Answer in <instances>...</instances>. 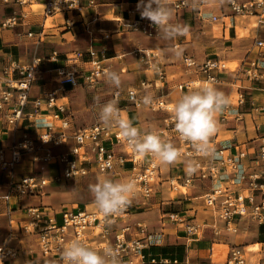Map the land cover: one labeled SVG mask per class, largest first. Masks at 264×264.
Segmentation results:
<instances>
[{
    "label": "built area",
    "instance_id": "1",
    "mask_svg": "<svg viewBox=\"0 0 264 264\" xmlns=\"http://www.w3.org/2000/svg\"><path fill=\"white\" fill-rule=\"evenodd\" d=\"M0 1L4 5L19 6V12L0 22L1 28H14L18 18H25L26 14L34 11L33 6L39 5L45 18L61 16L66 31H71L77 24L73 21L75 17L79 18L77 22L84 23L91 10L89 22L84 23L87 30L89 23L97 21L96 10L101 3L100 0ZM169 4L176 12L190 8L188 0H174ZM226 7L229 12L227 18H254L258 27H264V0H226ZM129 13L133 14L134 10ZM195 18L198 23L216 24L220 21L223 24L226 17L207 15L197 9ZM119 27L150 39L160 34L147 19H122ZM109 35L103 37L106 39ZM27 36L41 42L44 34L42 30L37 33L29 31ZM254 48L258 50L257 55L248 66L246 61L241 64L233 76L237 81L246 79L264 92V38L256 39ZM173 49L182 52L179 57L181 73L188 78L174 86L179 92L186 93L209 84L221 86L224 77L228 76L227 67L219 56L205 55L198 60L181 49L179 44ZM135 53L141 57L146 76L125 91L113 90L110 101L117 100L120 115L121 102L166 113L157 130L147 131H153L165 142L173 143L180 150L179 159L190 161L195 165V171H187L184 176H165L158 157L136 153L119 137L116 126L104 125L99 117L88 126L75 125L70 106L60 101L64 96L62 88L92 87L99 80V75L106 73L98 60L91 58L90 61L96 69L79 73L65 67L45 70L44 58L40 56L33 57L28 63L8 59L0 69V124L4 123L20 135L14 137L9 146L0 145V173L6 179V193L2 200L9 225V231L0 237V264H63L61 253L72 240H79L98 251L111 247L118 253L121 264H144V250L152 244L153 233L140 222L131 223L129 217L135 213L137 204L147 207L154 194L163 190L162 186L175 196L159 204L160 220L164 224H175L188 238L201 236L205 229H210L214 236L222 233L237 235L242 223L264 224V95L260 103L255 100L246 102L242 85L236 87L232 98L228 99L229 107L216 117L225 124L242 120L245 113L254 122L255 135L246 145L224 144L218 140L216 131L209 141L216 155L205 157L198 154L191 143L180 139L166 100L155 94L168 84L162 56L153 50L136 49ZM55 57L53 53L48 59ZM80 57L78 52H73L67 59L76 62ZM46 73L48 76L44 77ZM38 82L51 83L52 86L43 89V85L37 96H30L32 86ZM145 94L152 96L151 105L141 103ZM242 108L246 110L242 112ZM25 161L30 163V169L17 172V167ZM88 174L100 175L102 179L134 182L129 197L131 203L121 213L107 219L98 208L54 207L43 202L24 206L19 203L29 198L44 197L49 184L75 180ZM196 183L207 185L201 195L193 197V201L199 200L202 210L213 214L215 222L212 224L205 219L201 224L197 222L196 206L174 208L176 195H186ZM16 210L19 217L13 213ZM218 223H221V228ZM149 262L160 264L155 259ZM226 264H247L243 247L232 246Z\"/></svg>",
    "mask_w": 264,
    "mask_h": 264
},
{
    "label": "crops",
    "instance_id": "2",
    "mask_svg": "<svg viewBox=\"0 0 264 264\" xmlns=\"http://www.w3.org/2000/svg\"><path fill=\"white\" fill-rule=\"evenodd\" d=\"M172 1L174 0H169V2ZM188 1L190 2V8H187L184 11L176 12L171 5L169 6L172 9L171 23L179 24L182 26L186 25L188 27V32L186 35L178 36L175 39H165L163 37V34L160 33L157 37H155L157 38L155 41L143 40L139 37L135 39L133 38V36L131 38L134 41L132 42L133 45H137L143 50H149L148 47H156L157 50H159L158 53L162 56L161 62L164 63V70L167 78L168 73L176 74L180 70V74H177L171 79L168 78V84L163 90L155 91V94L162 95L168 103L173 102L171 96L177 91L174 86L188 79L186 75L181 73L182 68L180 65V60L179 57L175 55L173 46L179 44L181 49L189 53L188 46L191 45V40L188 38L189 32L194 27L203 28L202 26L204 24L198 23L195 18L197 9L207 15H216L220 17H223L225 15L226 18L223 19L224 23L222 24L220 21L218 22L220 23V39L223 41V45L228 43V39L226 37L228 25L225 20L229 19L230 27L234 29L236 25V18H234V20L229 17L227 18L229 12L226 7V0H217L218 6L213 7L206 6L205 0ZM100 2L101 3L96 10L98 15L97 21L95 23H89L87 30L84 27V23L89 22L90 17H88V15L89 12H92L91 10L88 11V15H86L87 17L84 18V23L77 22V20L79 19L78 17L74 18L73 21L80 25H74L71 31H66V27L63 25L64 20L61 16L57 17L56 20L59 21L57 23L58 29H64V33L61 34V37H64L65 39H67L68 35H70L71 38H74L76 36L75 30H77L78 27L82 28L83 33L79 34L78 39L81 43L88 39V42L90 44V48H82L85 52V60L83 64L90 63L92 58L93 60H98L101 67H107V62L116 59L118 54L128 53L130 43H128L129 40H127V38L129 37L128 35H131L133 33L122 30L119 27L121 20L133 17L138 19L142 18L140 16L139 11L137 10V4L139 0H100ZM103 5H106L109 8L106 9V11L102 12L100 11V8ZM131 9L134 10L133 14L129 13ZM205 9L208 10V12H204ZM16 12H19L18 5H4L0 1V22L3 21L5 18L12 16ZM108 13H111L113 15V19H105L102 21V23V17L106 16V14ZM231 19L233 20L232 23ZM113 21L115 23H111ZM45 22L46 18L43 16V14L31 11L25 15V18H18L17 24L14 28L4 29L0 27V69L4 62L8 59L17 60L22 63H28L32 60L33 57L38 56L37 46L42 43L43 40L41 42H36L35 38L28 37L27 33L29 31L37 33L42 30L44 36H46L47 34H45ZM59 24L62 26H60ZM253 25H256V23ZM253 25L251 27H254ZM248 26L249 25L243 26L242 29H246ZM93 27L96 28L95 30L97 31L92 32ZM102 28L111 29V31L107 32V34L110 33L109 37L110 39L113 38V40H106L109 37L106 39L103 37L107 34H99L102 32H99L98 30H103ZM71 33H73V35H71ZM260 33L261 30L255 31L256 35L254 39H252V41L250 42V47L248 49L249 53L246 55V58L243 63H245V61L249 59L255 49L257 50V48H254V42L256 41V39L260 38ZM118 37H121L124 42H119ZM50 38L55 39L56 36H51ZM61 43H64V45H66V41H63ZM107 43L112 44L113 46L107 48ZM76 47L77 45L73 44L70 46L71 49H74ZM134 50L133 56L128 57L132 68L128 74L131 75L132 81L124 83L123 85H121L120 88L109 86L108 82H104L101 87H97L96 89H92V87L87 86V88H83L82 85L76 86L74 88H62L64 90V96L61 98L60 101L67 102V104L70 106L71 110L74 113L75 125L76 119H81L85 122L91 121L90 124L94 123L97 117H99L98 115L100 111V105L110 101L111 93L113 90L119 89L125 91L127 88L136 86V84L146 76L144 72V67L142 66L141 57L137 55ZM67 52L68 51L66 46L61 47L55 44L54 42L51 48H47L45 53L41 54L40 56L44 58L43 68L45 70H53L57 67H65L66 69L70 70L71 68L68 67L67 64L73 61H70L67 58L71 57V54L73 52L69 55H67ZM257 52L258 50L254 54V57L257 55ZM53 53L56 54V57L52 60L48 59ZM60 53H64L63 55H67L66 58H61V56H59ZM90 54L92 57L89 58ZM192 55L194 56V54ZM108 66L109 67L106 68V70L116 72L121 77L122 72L120 69V65L109 64ZM147 75L149 78L152 77L149 74ZM47 76L48 73L44 74V77ZM239 84L243 87L242 93L246 96V102H248L249 100H255V102L257 101L256 103H260L262 101L264 95V92L262 90L255 87L254 84H250V82L246 79H243L241 81L235 80L233 75H228L224 77L222 85L217 86L216 88L224 92L226 97L230 100L235 92L236 87ZM43 85V89L52 86L51 83L38 82L32 86L30 90V96H37L40 93L41 87ZM177 93L179 99L182 97L183 94H185L179 91H177ZM121 105V117L131 120L134 126L139 128L141 132L147 130H157L163 123L162 119L167 116L166 113L153 112L145 108H136L126 102H121ZM142 109L147 112L158 113L159 120L154 123V126H152V122H150L149 119H146V113L142 111ZM241 110L242 112H244L246 109L242 108ZM215 118L217 120L218 140H220L224 144L238 143L246 145L247 141H249V139L255 135V130L253 129L254 122H251L249 116L245 113L242 115V120L230 121L225 124L219 122L217 117ZM19 135V132H12V130L4 123L0 124V145L2 147L9 146L13 141V138L18 137ZM160 164L162 170L163 163L160 161ZM189 164L190 161L178 159L177 162L174 164H166L167 171L163 172L162 170V172L166 175L170 174L172 176H184L187 171H189ZM206 187V184L196 183L187 191L186 195L177 194L176 200L173 201V203L175 204L174 208L179 209L181 206L185 208H191L193 206H196V216L198 221V209L200 208L201 203L200 201H193V197L201 195L205 191ZM161 189L163 190H158V192H156L154 196L150 199V204L147 207H142L140 204H137L135 206L137 208L135 213L129 217L131 223L135 224L140 222L146 225L147 230L150 233H153L152 244L146 247V249L144 250V254L146 256L144 264H151L149 262L151 259H155L160 264H226L229 250L232 246L235 245L237 240L240 242L239 245H241V247H246L248 245L254 244L259 245L260 250L258 251L256 256V264H262V259L264 258V224H256L253 222L242 223L239 225L240 230L237 235H227L222 233L220 236H214L210 229H206L201 236L197 238H188L175 224H164L161 222L158 206L161 201L172 197V194L168 192L164 188V186H162ZM5 193L6 184L4 193L0 194V237L5 235L9 231L7 217L5 216L6 206L5 202L2 200V196ZM30 199L33 200H30V202H28V200H24L19 203L24 206L28 204H37L38 202L46 203L44 201V197L40 199ZM13 213L16 217H19V213L17 210ZM189 213L190 212H188L187 214ZM217 226L221 228V223H218ZM240 235H242V238L237 239L236 236L240 237ZM247 264H250L248 258Z\"/></svg>",
    "mask_w": 264,
    "mask_h": 264
},
{
    "label": "clouds",
    "instance_id": "3",
    "mask_svg": "<svg viewBox=\"0 0 264 264\" xmlns=\"http://www.w3.org/2000/svg\"><path fill=\"white\" fill-rule=\"evenodd\" d=\"M137 10L142 19H147L163 34L165 39H175L186 35L188 27L171 23L172 9L169 0H139ZM177 57L182 52L175 51ZM191 63V61H186ZM107 82L116 88L121 87L120 76L106 71ZM117 100L113 99L100 105L99 119L106 126H116L119 137L125 140L133 150L141 155L153 154L166 164H174L180 158V150L171 142H165L153 131L141 132L129 119L122 118ZM141 103L145 106L153 103V98L145 94ZM229 107L224 92L209 84L199 89L189 90L174 104L172 119L175 131L181 140L191 143L198 154L205 157L216 155L210 147V137L217 131L216 114L223 113ZM188 170L195 171V165L189 164ZM134 182L102 179L89 186V191L99 212L107 219L121 213L130 203V194ZM63 264H121L118 253L113 248L102 251L93 249L79 240L68 242L61 253Z\"/></svg>",
    "mask_w": 264,
    "mask_h": 264
},
{
    "label": "rangeland",
    "instance_id": "4",
    "mask_svg": "<svg viewBox=\"0 0 264 264\" xmlns=\"http://www.w3.org/2000/svg\"><path fill=\"white\" fill-rule=\"evenodd\" d=\"M205 5L209 7L218 6L217 0H205ZM170 6V4H169ZM106 5H103L100 8V11H106L108 9ZM34 12L41 13V7L39 5H35L32 7ZM204 12H208V10H204ZM55 17H48L46 18L45 22V34L46 36H43V41L40 43L38 47V56H41V54H44L45 51L51 48V46L54 44H57L61 47L66 46L67 48V55L71 54L72 52H78L81 57L77 60V62L73 63L70 62L67 64L68 67H70L71 71H77L79 73H82L84 71H89L92 68L96 69V65H92L91 63L83 64L85 60V52L82 48H90V44L88 42V39L86 41H83L82 43L79 41V34L83 33L82 28H79L76 31V36L74 38H71L70 35H68L67 39L64 37H61V34L64 33V29L59 30L57 23L59 21L56 20ZM112 20L113 15L111 13L106 14V16H103L101 19V22L103 20ZM228 25L227 34L226 37L228 39V43L222 44V40L220 39V23L216 24H209L208 22L203 24V28H196L194 27L188 34V38L191 40V45L188 46L189 53L194 54V57L198 60L202 59L205 55L208 56H214L218 55L225 63L227 67V73L228 75H233V73L238 69V67L243 63V61L246 58V55L249 53L248 49L250 47V42L255 37V31L261 30L260 37L264 38V27H258L257 25H253L256 23L254 18H246V17H236V25L235 29L230 27V20H225ZM231 19V23H232ZM110 22V21H109ZM103 23V22H102ZM111 23H115L114 21ZM252 23V24H251ZM101 24V23H100ZM57 25V26H56ZM60 25V24H59ZM80 25V24H77ZM249 25L246 29H242L243 26ZM254 27H251V26ZM62 26V25H60ZM98 26V24H97ZM95 27V26H94ZM92 28V32L97 31L96 28ZM103 27V26H101ZM103 29V28H102ZM99 34H107V32H110L111 29H103L98 30ZM98 34V33H96ZM51 36H56L55 39L50 38ZM127 38L129 44V49L127 54H118L117 58L108 61L107 67L105 66L104 69L108 68L109 64L113 65H120L121 69V85H123L126 82H131L132 77L129 73V71L132 69L131 64L128 60V57L133 56V50L135 49H141V47H138L137 45H133L132 42H134L131 38H141L143 40H149V41H155V39L146 38L143 35L133 33L131 35H128ZM61 37V38H60ZM119 42H124L121 37H118ZM106 40H113V38L110 39V37ZM63 41H66V45L64 43H61ZM77 45L76 48L71 49V45ZM107 48H110L113 46L112 44L107 43ZM36 46V45H35ZM56 46V45H55ZM149 50H153L156 52H159L156 47H148ZM71 50V51H70ZM74 50V51H73ZM94 50V49H90ZM134 50V51H135ZM253 51L252 55L249 57L248 60H246V66H248L249 61L254 58V54L256 53ZM64 53H60L59 56L61 58H66L67 55H63ZM92 57L91 54L89 55V58ZM96 61V59H95ZM111 62V63H110ZM75 68V69H74ZM109 71V70H106ZM177 74H180V70L176 74L168 73V78L171 79L172 77L176 76ZM104 82H107L105 73L103 75H99V80L95 83H93L92 89H96L97 87H101ZM109 86H113L109 83ZM83 88H87L85 85H82ZM173 102L168 103L167 101V109H169L172 112V108L174 104L179 100L177 91L171 96ZM146 113V119H149L150 122H152V126H154V123L159 120L158 119V113H151L147 112L142 109ZM124 118V117H123ZM76 125L78 127H85L88 124L91 123V121H83L81 119H76ZM251 126V125H250ZM161 161V160H160ZM162 162V161H161ZM162 170L163 172L167 171V165L166 163L162 162ZM30 169V163L28 161L23 162L21 165L17 167V172H25ZM164 174V173H163ZM166 176V174H164ZM99 180H102V176H95L93 174H88L85 177L77 178L75 180L67 181V182H60V183H53L49 184L48 187H46L45 191L47 195L44 196V201L54 207H61L65 206L67 208H84L87 209H96L97 206L94 202V198L90 194L89 186L91 184H94L98 182ZM5 184L6 179L4 176L0 173V194H3L5 191ZM175 196V193H172V197ZM28 202L33 199H27ZM199 201V200H197ZM198 207V206H197ZM199 218L198 223L201 224L203 220L205 219L209 224L213 223L215 221V218L213 214L209 211H204L200 207L199 209ZM204 211V212H203ZM206 230V229H205ZM237 239L242 238V235L236 236ZM239 241L237 240L235 245H239ZM243 250L245 252L246 258H248L250 264H256V256L258 251L260 250L259 245H248L246 247H243Z\"/></svg>",
    "mask_w": 264,
    "mask_h": 264
}]
</instances>
